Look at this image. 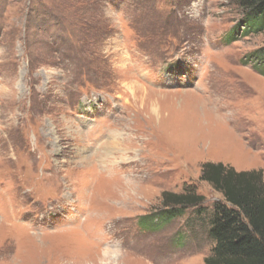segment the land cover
<instances>
[{
    "label": "rangeland",
    "instance_id": "374dc122",
    "mask_svg": "<svg viewBox=\"0 0 264 264\" xmlns=\"http://www.w3.org/2000/svg\"><path fill=\"white\" fill-rule=\"evenodd\" d=\"M240 17L235 0H0V264L204 263L222 197L202 164L264 178L246 61L264 36ZM191 186L202 202L139 227Z\"/></svg>",
    "mask_w": 264,
    "mask_h": 264
},
{
    "label": "trees",
    "instance_id": "16d2710c",
    "mask_svg": "<svg viewBox=\"0 0 264 264\" xmlns=\"http://www.w3.org/2000/svg\"><path fill=\"white\" fill-rule=\"evenodd\" d=\"M241 9L242 32L264 36V0H235ZM246 57V56H245ZM247 62L264 76V46L247 54ZM200 179L218 192L209 214L208 235L214 245L203 264H264V178L261 171H237L223 163L204 162ZM164 209L152 213L139 227L155 228L159 223L183 215L187 206L197 205L204 197L191 186L181 193L166 192ZM197 212L201 208H196ZM146 223V224H144Z\"/></svg>",
    "mask_w": 264,
    "mask_h": 264
},
{
    "label": "bare ground",
    "instance_id": "6f19581e",
    "mask_svg": "<svg viewBox=\"0 0 264 264\" xmlns=\"http://www.w3.org/2000/svg\"><path fill=\"white\" fill-rule=\"evenodd\" d=\"M116 151L119 152V151H121V149H118V150H116ZM109 152H110V150H109ZM118 162H119V161H116L115 163H113L112 165H110V166H109L110 170H116V167H117V168L121 167V166H122V163H118ZM109 168H107V169H109ZM96 169H99V170L102 171V172H103V170H104V172L106 171L105 169L100 168L98 164H96ZM110 170H109V172H110ZM109 172H108V173H109ZM103 254H104V258H105V256H109V251H108V252L105 251Z\"/></svg>",
    "mask_w": 264,
    "mask_h": 264
}]
</instances>
